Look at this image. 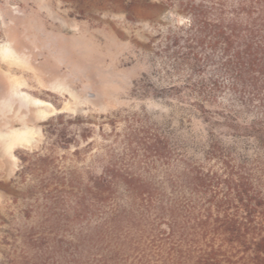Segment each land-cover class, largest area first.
<instances>
[{"label": "trees", "instance_id": "16d2710c", "mask_svg": "<svg viewBox=\"0 0 264 264\" xmlns=\"http://www.w3.org/2000/svg\"><path fill=\"white\" fill-rule=\"evenodd\" d=\"M167 5L182 18L154 39L153 52L170 80L166 94L186 100L206 119L217 116L264 155V0ZM127 123L123 132L111 124L112 140L104 139L85 177L62 171L55 184L44 186L46 209L63 211L45 222L67 233L59 250L67 235L72 238L63 250L70 263L264 264V164L258 176L247 160L237 163L238 146L214 139L207 160L224 175L206 173L149 115ZM58 138L69 150L72 140L64 132ZM82 138L85 146L73 153L78 158L94 146L90 135ZM40 161L42 173L55 169L51 158ZM32 171L27 166L22 175ZM38 241L28 244L37 250L49 244Z\"/></svg>", "mask_w": 264, "mask_h": 264}, {"label": "rangeland", "instance_id": "374dc122", "mask_svg": "<svg viewBox=\"0 0 264 264\" xmlns=\"http://www.w3.org/2000/svg\"><path fill=\"white\" fill-rule=\"evenodd\" d=\"M167 1L0 0V264H71L63 250L72 238L67 235L59 250L67 233L45 222L63 211L46 209L44 186L62 171L85 177L104 139L112 140L111 124L123 132L135 115L147 114L168 129L181 154L206 173L224 175L207 160L211 140L220 139L238 146L237 163L247 160L261 175L264 155L250 140L166 94L170 80L153 52L154 39L182 18ZM61 132L72 140L69 150L59 143ZM83 135L94 146L78 158L73 153L85 146ZM45 156L55 169L42 173ZM27 166L34 171L24 176ZM31 238L49 244L37 250Z\"/></svg>", "mask_w": 264, "mask_h": 264}]
</instances>
